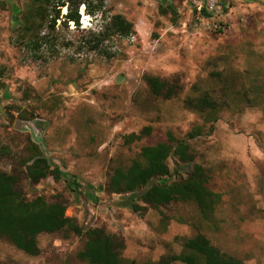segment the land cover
Wrapping results in <instances>:
<instances>
[{
	"label": "rangeland",
	"instance_id": "1",
	"mask_svg": "<svg viewBox=\"0 0 264 264\" xmlns=\"http://www.w3.org/2000/svg\"><path fill=\"white\" fill-rule=\"evenodd\" d=\"M192 1L56 0L77 8L79 26L59 20L50 28L55 5L0 0V173L15 174L26 201L61 202L80 229L40 234L36 256L0 238V264H88L78 254L94 228L123 241L127 228L137 231L138 242L121 252L122 264L177 258L183 242L197 235L226 257L264 264V214L204 218L192 202L158 208L136 202L139 211L132 213L114 206L125 202L122 196L104 192L116 170L142 161L144 148L173 139L186 142L208 178L207 189L220 194L227 178L247 177L239 164L226 171L222 161L206 155L217 150L211 135L220 124H235L231 130L264 148V0H214L217 9L207 22ZM29 10L36 12L29 36L35 45L22 35ZM66 13L60 10L61 17ZM117 15L133 25L127 37L108 30ZM140 21L148 22L147 44L134 32ZM147 78L166 82L173 97L153 95ZM247 109L262 116L233 122ZM35 151L70 184L51 174L31 184L24 163ZM167 165L173 175L186 170L173 157ZM257 171L264 178V165ZM173 175L171 182L182 177Z\"/></svg>",
	"mask_w": 264,
	"mask_h": 264
},
{
	"label": "trees",
	"instance_id": "2",
	"mask_svg": "<svg viewBox=\"0 0 264 264\" xmlns=\"http://www.w3.org/2000/svg\"><path fill=\"white\" fill-rule=\"evenodd\" d=\"M43 1L47 5L53 4L56 7L54 15L50 16V28H53L59 20L64 25L79 26L77 8L73 10L70 6L71 2L55 4L56 0ZM64 7L67 13L61 17L60 10ZM85 11L91 14L89 10ZM201 15L204 18H210L205 12ZM35 18L36 12L31 10L24 15L22 35L28 36V39L35 30L33 24ZM108 30L112 35L127 37L133 32V25L117 15L110 19ZM26 44L35 45L31 39ZM146 82L153 95L165 100L173 97L175 89L168 88L166 82H160L157 78H147ZM183 105L191 107L188 100H185ZM203 105L204 103L200 105L201 109ZM188 138L192 139V136ZM185 143V141L172 139L167 143L144 148L140 155L142 161L133 162L125 170H116L105 186L104 192L110 195L126 196L124 205L129 207L132 213L139 211L135 205L136 202L153 208L176 202H192L205 218L206 215L211 214L213 205L218 203L219 195L207 189L208 178L204 170L194 162L193 156L188 153V146ZM170 157L176 159L178 165H181L179 167H186L182 174L180 170H175L174 175L170 173L167 165ZM24 168L27 180L33 185L38 184L50 174L54 179L62 178L70 184L69 179L38 151L31 154L29 160L24 163ZM172 175L174 178L180 175L182 177L178 181L175 179L171 182ZM17 182L15 174L0 173V238L7 239L24 254L36 256L38 254L36 238L40 234H54L62 230L80 234V229L65 216V207L61 202L48 203L40 197L26 201L17 190ZM85 237V247L78 254L81 261L88 264H122L121 252L125 245L120 237L107 234L101 228L89 229ZM182 249V255L177 258L165 257L157 263L144 264H172L175 260L181 264H243L221 254L201 235L185 240Z\"/></svg>",
	"mask_w": 264,
	"mask_h": 264
},
{
	"label": "crops",
	"instance_id": "3",
	"mask_svg": "<svg viewBox=\"0 0 264 264\" xmlns=\"http://www.w3.org/2000/svg\"><path fill=\"white\" fill-rule=\"evenodd\" d=\"M148 22L140 21L139 23L134 24V32L140 38V40L147 44L148 37ZM245 110L241 118L237 115L233 116V122H241L245 116H250L254 121L255 118L262 116V113L252 109ZM250 114V115H249ZM220 126L217 128V131H214L211 135V144L218 145L217 152L215 150L207 151L206 155L208 158L220 160L223 162V167L226 171L237 170L238 164L241 166L240 170L245 173L247 176L241 181L234 180L233 178H227L223 186L227 187L226 192L222 191L219 195L218 203L213 205L211 208V214H264V178L257 169L264 165V148L257 147L254 144L253 138L249 135L238 134L231 130L232 126ZM245 125V124H244ZM249 126V125H248ZM260 149V153H257L256 150ZM257 156V158L254 156ZM217 194V193H215ZM123 201L127 199L126 196H122ZM116 208L122 210L127 208L122 204H114ZM195 214H201L195 205ZM124 245L127 248H130L129 245L135 244L138 242L137 231L132 228L125 230Z\"/></svg>",
	"mask_w": 264,
	"mask_h": 264
},
{
	"label": "built area",
	"instance_id": "4",
	"mask_svg": "<svg viewBox=\"0 0 264 264\" xmlns=\"http://www.w3.org/2000/svg\"><path fill=\"white\" fill-rule=\"evenodd\" d=\"M192 4H193V9L200 16H202L201 15L202 12H205L206 14L210 15L217 9L216 2L214 0H198V1L193 0ZM204 19H202V21L207 22V18H204ZM130 40L131 42H134L135 37H131Z\"/></svg>",
	"mask_w": 264,
	"mask_h": 264
}]
</instances>
